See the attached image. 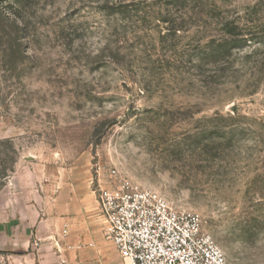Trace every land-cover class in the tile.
Masks as SVG:
<instances>
[{"label":"rangeland","instance_id":"rangeland-1","mask_svg":"<svg viewBox=\"0 0 264 264\" xmlns=\"http://www.w3.org/2000/svg\"><path fill=\"white\" fill-rule=\"evenodd\" d=\"M19 162L114 169L264 264V0H0V188Z\"/></svg>","mask_w":264,"mask_h":264},{"label":"crops","instance_id":"crops-1","mask_svg":"<svg viewBox=\"0 0 264 264\" xmlns=\"http://www.w3.org/2000/svg\"><path fill=\"white\" fill-rule=\"evenodd\" d=\"M90 174L17 163L0 188V264H123Z\"/></svg>","mask_w":264,"mask_h":264},{"label":"built area","instance_id":"built-area-1","mask_svg":"<svg viewBox=\"0 0 264 264\" xmlns=\"http://www.w3.org/2000/svg\"><path fill=\"white\" fill-rule=\"evenodd\" d=\"M98 174V170L96 171ZM104 183L91 178L104 235L123 264H228L199 215L171 206L151 189L134 186L114 169Z\"/></svg>","mask_w":264,"mask_h":264}]
</instances>
